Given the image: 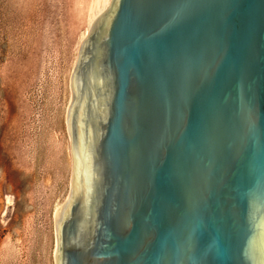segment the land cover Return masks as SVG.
Returning a JSON list of instances; mask_svg holds the SVG:
<instances>
[{"label": "water", "instance_id": "obj_1", "mask_svg": "<svg viewBox=\"0 0 264 264\" xmlns=\"http://www.w3.org/2000/svg\"><path fill=\"white\" fill-rule=\"evenodd\" d=\"M68 86L54 264H264V0H110Z\"/></svg>", "mask_w": 264, "mask_h": 264}, {"label": "rangeland", "instance_id": "obj_2", "mask_svg": "<svg viewBox=\"0 0 264 264\" xmlns=\"http://www.w3.org/2000/svg\"><path fill=\"white\" fill-rule=\"evenodd\" d=\"M107 0H0V264H54L78 46Z\"/></svg>", "mask_w": 264, "mask_h": 264}, {"label": "bare ground", "instance_id": "obj_3", "mask_svg": "<svg viewBox=\"0 0 264 264\" xmlns=\"http://www.w3.org/2000/svg\"><path fill=\"white\" fill-rule=\"evenodd\" d=\"M110 0H107V1H103L99 4V2L97 3L96 7L98 8L96 10V13L95 15L97 16L98 14H100L109 4Z\"/></svg>", "mask_w": 264, "mask_h": 264}]
</instances>
